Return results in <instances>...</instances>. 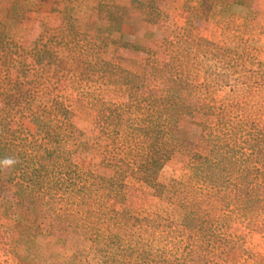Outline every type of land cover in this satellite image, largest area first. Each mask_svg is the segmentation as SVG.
Here are the masks:
<instances>
[{
  "label": "trees",
  "instance_id": "1",
  "mask_svg": "<svg viewBox=\"0 0 264 264\" xmlns=\"http://www.w3.org/2000/svg\"><path fill=\"white\" fill-rule=\"evenodd\" d=\"M196 1L202 8L216 0ZM250 1L226 0L243 7H250ZM176 35L181 40L175 45L182 42L194 50L186 48L174 54L168 44L169 61L162 68L152 66L151 73L167 80L175 90L190 87L184 81L194 79V70L203 72L205 88L208 83L226 88L229 95L225 102L231 109L215 108L219 116L215 129L222 142L195 147L177 139L174 128L184 104L143 94V74L105 60L96 40L75 32L76 47L82 50L69 55L78 57L81 67L65 74L75 80L78 95L96 112L95 126L110 141L116 159L105 161V165L112 175H97L73 162L79 132L72 124L71 112L53 100L42 109L49 120L32 115L40 135L37 143L14 134L0 121V143L9 135L13 154L23 164L12 171L17 203L33 214L41 203L51 215L65 219L88 242L95 264H226L234 250L240 251L243 263L260 264L230 227L237 223L248 231H264V137L258 132L264 124V71L246 66L241 53L198 34H180L178 30ZM84 40L80 47L77 43ZM192 51L210 58L209 68L190 66ZM106 93H123L126 99L108 102ZM201 108L210 110L203 102ZM25 145L30 147L26 150ZM178 153L186 155L191 175L183 183L161 185L158 174ZM128 177L178 206L180 219L112 208L110 202H124Z\"/></svg>",
  "mask_w": 264,
  "mask_h": 264
},
{
  "label": "rangeland",
  "instance_id": "2",
  "mask_svg": "<svg viewBox=\"0 0 264 264\" xmlns=\"http://www.w3.org/2000/svg\"><path fill=\"white\" fill-rule=\"evenodd\" d=\"M250 2V7H243L216 0L201 8L196 0H0V121L14 134L37 143L40 135L32 115L49 120L43 107L60 101L71 112L72 124L79 132L73 162L94 174L112 175L105 165V161L116 159L110 141L95 126L96 112L78 95L75 80L65 74L81 67L80 59L69 55L82 50L76 47V32L96 40L105 60L143 74V94L184 104L174 128L177 139L195 147L219 144L222 137L215 129L219 117L215 108L231 109L225 102L229 95L226 88L210 83L205 88L203 72L194 70V79L184 81L190 87L171 89L167 80L152 75V66L162 68L169 61L168 44L174 54L186 48L194 50L182 42L174 44L181 40L176 35L180 30V34H198L241 53L246 66L264 71V0ZM103 6L119 9L113 12ZM77 44L81 47L85 40ZM192 52L190 66L209 68L210 58ZM229 72L227 69V76ZM104 99L122 102L126 96L106 93ZM202 102L210 110H202ZM258 132L263 138L264 124ZM9 139L8 135L0 143V162L13 158L16 163H0V264H95L88 242L65 219L48 213L41 203L36 214L17 203L12 171L23 164L15 158ZM261 159L264 161V144ZM190 175L186 155L178 153L165 163L157 180L170 186L187 181ZM124 193V202H110L112 208L180 219L178 206L134 178L126 179ZM230 230L241 236L243 248L264 264V231H248L237 223ZM243 261L240 251L234 250L226 264H246Z\"/></svg>",
  "mask_w": 264,
  "mask_h": 264
},
{
  "label": "clouds",
  "instance_id": "3",
  "mask_svg": "<svg viewBox=\"0 0 264 264\" xmlns=\"http://www.w3.org/2000/svg\"><path fill=\"white\" fill-rule=\"evenodd\" d=\"M0 163H3L4 165L6 166H11L13 165L14 163H16V161L13 159V158H6L4 159L2 162Z\"/></svg>",
  "mask_w": 264,
  "mask_h": 264
}]
</instances>
